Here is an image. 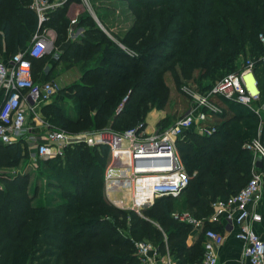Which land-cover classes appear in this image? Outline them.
Instances as JSON below:
<instances>
[{
    "label": "trees",
    "instance_id": "16d2710c",
    "mask_svg": "<svg viewBox=\"0 0 264 264\" xmlns=\"http://www.w3.org/2000/svg\"><path fill=\"white\" fill-rule=\"evenodd\" d=\"M30 1L0 0V54L12 57L29 44L37 31L38 17ZM70 1L66 0L45 23L55 26L58 43L68 38L71 20L66 15ZM129 1L142 9L163 8L168 17L153 19L151 41L137 48V53L110 47L106 43L109 37L92 23L90 13L77 17L80 26L87 22L90 25H86L82 39L71 43L64 55L87 64L97 62L106 53L116 54L124 60L123 71L115 69L107 73L103 65L93 70H88L90 65L84 67L81 81L73 86L77 90L74 110L64 112L59 103L42 106V111L54 110L48 119L52 124L63 127L74 124L84 129L110 125L124 130L144 122L153 107L161 109L168 103L170 86L165 85L164 70L170 72L179 88L184 82H208L201 90L205 92L226 74L240 70L247 58L264 54V44L259 37L264 33V2L230 0L235 4H226L232 18L227 20L215 16L217 0ZM107 2L100 0L96 6L102 9L98 14L110 28V18L116 8ZM135 26L139 25L135 23ZM140 41L143 40L134 39L130 46L136 47ZM47 54L32 57L37 80L43 79L41 68ZM243 55L241 64L239 60ZM177 59L179 66L174 64ZM254 74L261 91L255 105H260L264 103L262 62L257 63ZM100 76L109 77L110 81ZM90 79L95 81L91 83ZM121 103V111H117ZM220 104L222 110L213 116L214 130L200 133L191 129L185 139L178 141L186 169L190 174L196 172L179 196L185 194L187 208L195 210L198 218H208L215 200L228 198L248 182L253 153L247 144L258 136L264 144V116H258L250 106L229 99H220ZM23 141H0L1 165H14L8 160L9 153L20 161L26 147ZM108 154V145L88 146L81 142L68 147L63 158L45 159L56 160L52 167L54 184L68 198L54 208L35 203L37 191L32 193L28 189V173L20 172L3 179L0 264H36L41 254H44L41 258H50L45 264H141L135 244L138 240L153 243L161 253L168 252L176 264H200L204 230L193 244H188L194 225L173 216L177 197H158L141 212L119 207L105 197ZM204 225L205 229L224 230L222 222L206 220ZM122 228H127L128 233Z\"/></svg>",
    "mask_w": 264,
    "mask_h": 264
},
{
    "label": "built area",
    "instance_id": "2783aa9c",
    "mask_svg": "<svg viewBox=\"0 0 264 264\" xmlns=\"http://www.w3.org/2000/svg\"><path fill=\"white\" fill-rule=\"evenodd\" d=\"M65 2L31 0L30 7L38 17L37 31L29 44L8 62L0 60V91L3 95L0 102V141L14 143L25 139L30 147L35 148L36 155L44 159L63 158L68 147L81 142L88 146L105 144L111 153L104 172V194L109 201L141 212L144 206L152 204L158 197H178L196 174H190L185 167L178 147L179 139H185L196 123L200 133L214 130L208 121L222 110L220 99L223 98L250 106L260 113V109L254 106L261 96L254 69L259 61L264 65V54L259 58H247L240 70L226 74L208 91H193L192 103L167 126L149 131L144 121L124 130L104 126L71 132L56 127L41 112L40 107L52 99L60 86L56 81L35 79L32 62V57H41L53 48L54 39L45 29V23ZM76 21L77 18L71 20L72 23ZM259 37L264 44V33ZM248 74H254L256 90L248 85ZM247 147L253 153L252 174L237 193L215 200L208 218H198L188 211L172 213L176 219L204 230V253L200 264H218L217 247L224 242L227 230L233 231L243 242L245 258L252 264H264V239L253 226L263 218L256 205L262 198L264 168L256 167L255 161L258 156L264 161V144L258 136L248 142ZM206 220L222 222L224 230L205 229ZM135 244L143 261L151 260L152 252L157 254V247L149 241L138 240ZM173 263L169 258L167 264Z\"/></svg>",
    "mask_w": 264,
    "mask_h": 264
},
{
    "label": "rangeland",
    "instance_id": "374dc122",
    "mask_svg": "<svg viewBox=\"0 0 264 264\" xmlns=\"http://www.w3.org/2000/svg\"><path fill=\"white\" fill-rule=\"evenodd\" d=\"M98 1L100 0H89L88 2H85L84 3L85 9L79 13L78 17H80V15L82 14L90 13L93 16V20H94V22L92 23H95V25L99 27L103 31V33H105L109 37V40L106 43H109L110 47H119L130 53H137L136 50L137 48H141L145 44L150 43L151 41L150 37L152 35L151 31L154 25L153 19L159 18L161 20L162 17H165L167 15L165 13V9L163 8L148 7L147 9H142L138 5L132 4V2L129 0H119V2L116 0L114 1L105 0L108 1L107 3H110L111 6H114L116 8L114 16L112 15L113 17L110 18V21H112L111 23L114 24V27L110 29L105 26L104 21L101 19V17L98 14V12H102L101 11L102 9L96 6V3ZM217 1L218 3L214 9L215 16H217V18L225 17L227 20H231L232 19L230 16L231 10L226 8V4L229 3V5L233 6L235 4L234 1H230V0H217ZM248 1H251L252 3L264 2V0H248ZM122 6L123 8H121ZM118 7H120L119 10L117 9ZM68 13L66 16H68V18L70 19L71 17ZM135 23L138 24L139 26L136 27ZM77 24L69 27L67 39L62 40L58 43L57 37L54 38L55 39L54 46L45 57V61H44L45 64H43V67L41 68V72L43 76L45 75L44 77L45 80L56 81L60 86L59 91L47 103L48 104L59 103L62 111L64 112L66 110H74L75 103L73 99L77 94L76 92L77 90H74L73 86L74 84H76V82L81 81L82 72L87 67V65H90L88 70L90 68L93 70L94 68L96 69L97 67H99V65H103L107 73H110V71H115V69L120 72L123 71L122 63H124V60L123 58H121L116 54L106 53L104 54V56H102V58L100 57V59H98L97 62L92 61L93 63L89 62L87 64H84L83 60L80 59L73 60V58L70 57V55H64V52L66 51V49H69L71 43L82 39L86 30V25H90V22L84 23L85 24L84 26H80L79 24L78 25ZM51 27L54 29V31H56L54 25H52ZM71 32L73 33L71 34ZM55 34L56 33L54 32L53 37L55 36ZM93 37L97 39H101L100 36H93ZM134 39L143 40V41H140L138 46L131 47L130 45L134 41ZM244 57H245L244 55L240 57L239 63L242 64ZM103 58H106V60H101ZM174 64L179 66V60L177 59L174 62ZM52 68H53L52 74L49 77H47V73ZM94 73L100 74L99 72H94ZM99 78L110 81L109 77L107 78L105 76L104 77L100 76ZM163 78L165 85L168 84L170 86L168 103L165 105V107L161 109L156 107L150 109V111L153 109H159L164 111L163 113H165V116L163 117V119L158 120L161 121L158 123L159 126L176 120V118L181 114L184 108H186L189 104L192 103L193 91L197 93L202 92L201 90L203 89L204 84L208 83V82H204V83L184 82L181 88H179V86L176 85L174 78L167 69L163 71ZM90 81L92 83L95 81V79H90ZM2 98L3 95L1 93L0 102L2 101ZM122 106L123 105L121 103L117 111H121L120 109L122 108ZM261 108L263 107L258 106V109ZM53 111L54 110L49 108L43 109L44 117L49 119V114L52 113ZM214 122H215L214 120L208 121L210 126H213ZM198 125H199L198 123L195 124L193 131H197L199 129ZM55 126L66 129L71 132L88 130V129H84L82 126H77L74 124L68 127H63L61 125L58 126L55 125ZM106 126H110V125H106ZM29 147L30 146L28 145L25 147L23 152V157L20 159V161H18L19 159L15 158L14 154L9 153L10 158L8 160L14 163V165L0 164V186L5 187V183L3 181L5 177L12 178L17 174V172L19 173L20 171L22 172L27 171L25 172L28 173L29 175V182L27 184V187L30 191H32V193L37 191V197L35 199L36 204L46 206L49 208L51 207L54 208L57 205L68 201V198L64 196L62 189L54 184L55 173L52 167L53 164L55 163L54 161L56 160H45L39 155L32 154L33 151L29 150ZM110 157H111V153L108 156V161L110 160ZM184 200H185V194L176 198L175 211L177 212L188 211L191 215H194L195 210L188 209ZM148 206L149 205L144 206L143 208ZM122 229L124 233H128L127 228H122ZM41 255L44 256V254ZM41 257L38 258V260H36V264H45L46 262L50 261V258L48 257L47 258L46 257L41 258Z\"/></svg>",
    "mask_w": 264,
    "mask_h": 264
},
{
    "label": "crops",
    "instance_id": "0c3cea01",
    "mask_svg": "<svg viewBox=\"0 0 264 264\" xmlns=\"http://www.w3.org/2000/svg\"><path fill=\"white\" fill-rule=\"evenodd\" d=\"M84 3L85 2L83 0H79V1L78 0H71L70 1L69 8H68V12H69L68 14L71 17L70 20H72L73 18H77L79 13L85 9ZM121 8H123V6ZM117 9L119 10L120 7H118ZM75 13H76V15H75ZM118 14H119V11H118ZM77 21L75 23L71 22V26H74V24H76ZM109 24L111 25L110 29H112L114 27V24L111 22H109ZM45 29L48 30V32L50 33V35L52 37H53V33L54 32L56 33L55 36L53 37V39L57 37V32L54 31V29L51 26L45 25ZM72 33L73 32H71V34ZM10 58H11V56L7 55L6 53L0 54V60H2V61L8 62L10 60ZM52 72H53V68L49 70V72L47 73V76L48 75L50 76L52 74ZM253 75H252V77H253ZM44 77H45V75L41 76V78H43V79H38V80H44L45 79ZM255 79H256V76H255ZM253 90H256V89H253ZM42 106L40 107V110L43 113ZM255 106L263 107L260 109V113L256 112L260 117H263L264 116V103L260 104V105H255ZM163 112H164L163 110H159V109H153V110L149 111V113L146 116V121H145L147 124V129L149 131H153L154 129L161 127L158 125V123L161 121H158V120L163 119V117L165 116V113H163ZM28 118L30 120H32L31 119L32 117H30V114H28ZM23 145H26V146L28 145V142L25 139L23 141ZM29 150L33 151L32 154H36L35 148L29 147ZM263 163H264V161H263ZM20 172H22V171H20ZM25 172H27V171H25ZM17 174H18V172H17ZM262 190H263L262 191V198L257 203L256 210L262 214L263 218L261 221L254 222L253 226H254L255 230L264 239V182H263ZM201 232H202L201 228L194 227L193 230L191 231V233L189 234L188 239H187L188 244L189 245L193 244L198 239V237L201 235ZM225 235H226V238H225L224 242L221 245H219V247H217L218 264H252L247 258H245L243 256V253H242L243 242L235 236L234 232L227 230ZM151 255H152L151 260H147V261L140 260V263L141 264H167V262L169 261V258H171L172 262H174L173 264H176L175 259L168 252L167 253H161V252L157 251V254H154L152 252Z\"/></svg>",
    "mask_w": 264,
    "mask_h": 264
},
{
    "label": "bare ground",
    "instance_id": "6f19581e",
    "mask_svg": "<svg viewBox=\"0 0 264 264\" xmlns=\"http://www.w3.org/2000/svg\"><path fill=\"white\" fill-rule=\"evenodd\" d=\"M246 79L248 81V85L250 86V88L252 89H256L255 85H254V78L252 77L251 74L246 75Z\"/></svg>",
    "mask_w": 264,
    "mask_h": 264
},
{
    "label": "water",
    "instance_id": "95a60500",
    "mask_svg": "<svg viewBox=\"0 0 264 264\" xmlns=\"http://www.w3.org/2000/svg\"><path fill=\"white\" fill-rule=\"evenodd\" d=\"M255 166L258 168H263V158L261 156L256 158Z\"/></svg>",
    "mask_w": 264,
    "mask_h": 264
}]
</instances>
